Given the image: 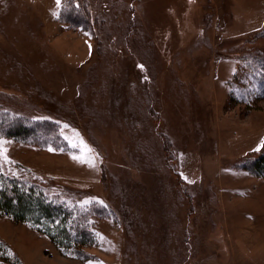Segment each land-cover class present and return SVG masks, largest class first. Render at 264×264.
I'll use <instances>...</instances> for the list:
<instances>
[{
  "label": "rangeland",
  "instance_id": "obj_1",
  "mask_svg": "<svg viewBox=\"0 0 264 264\" xmlns=\"http://www.w3.org/2000/svg\"><path fill=\"white\" fill-rule=\"evenodd\" d=\"M87 1L97 40L61 0H0V126L49 140L0 134V172L85 214L95 243L60 251L0 214V264H261L227 245L213 181L263 150L264 0Z\"/></svg>",
  "mask_w": 264,
  "mask_h": 264
},
{
  "label": "trees",
  "instance_id": "obj_2",
  "mask_svg": "<svg viewBox=\"0 0 264 264\" xmlns=\"http://www.w3.org/2000/svg\"><path fill=\"white\" fill-rule=\"evenodd\" d=\"M57 17L59 23L69 26L70 29L90 31L96 40L105 31L104 20L91 14L87 0H61ZM263 30L264 25L259 32ZM126 31L129 32L126 33L127 36L132 34V28H127ZM260 61L261 73H264V57ZM0 115L6 116L7 113L0 109ZM10 119L12 121L0 126L2 136L16 141L49 142L47 136L43 134L46 129L40 125L41 123L33 122L36 123L34 127L33 123H29L26 118ZM41 135L43 137L40 138ZM235 165L255 177L264 179V146L255 157ZM102 207V210H107L110 215H113L111 209ZM91 213L94 214L93 211ZM0 214L16 223L32 225L60 251L78 254L82 247H89L95 243V234L90 229L85 214L66 206L64 202L48 197L41 187L6 177L1 172ZM0 247L8 248L1 240ZM13 257L16 260L17 257ZM17 264L20 263L17 262Z\"/></svg>",
  "mask_w": 264,
  "mask_h": 264
},
{
  "label": "crops",
  "instance_id": "obj_3",
  "mask_svg": "<svg viewBox=\"0 0 264 264\" xmlns=\"http://www.w3.org/2000/svg\"><path fill=\"white\" fill-rule=\"evenodd\" d=\"M55 10L57 9L54 8ZM248 148L241 149L240 154H246ZM220 174L218 172L213 182L221 213L219 225L221 224L227 245L239 246L246 257L260 254L262 258L255 262L264 264V179L236 169L231 174H225L226 178Z\"/></svg>",
  "mask_w": 264,
  "mask_h": 264
},
{
  "label": "snow or ice",
  "instance_id": "obj_4",
  "mask_svg": "<svg viewBox=\"0 0 264 264\" xmlns=\"http://www.w3.org/2000/svg\"><path fill=\"white\" fill-rule=\"evenodd\" d=\"M57 3L59 4V0H57ZM75 158V157H74Z\"/></svg>",
  "mask_w": 264,
  "mask_h": 264
},
{
  "label": "bare ground",
  "instance_id": "obj_5",
  "mask_svg": "<svg viewBox=\"0 0 264 264\" xmlns=\"http://www.w3.org/2000/svg\"><path fill=\"white\" fill-rule=\"evenodd\" d=\"M153 216H154V214H153Z\"/></svg>",
  "mask_w": 264,
  "mask_h": 264
}]
</instances>
